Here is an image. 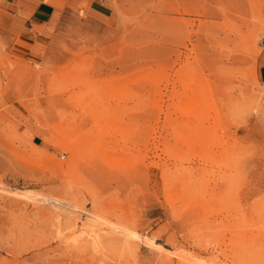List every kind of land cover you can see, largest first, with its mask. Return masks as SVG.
Returning <instances> with one entry per match:
<instances>
[{"label":"rangeland","instance_id":"1","mask_svg":"<svg viewBox=\"0 0 264 264\" xmlns=\"http://www.w3.org/2000/svg\"><path fill=\"white\" fill-rule=\"evenodd\" d=\"M261 39L264 0H0V264H264Z\"/></svg>","mask_w":264,"mask_h":264},{"label":"crops","instance_id":"2","mask_svg":"<svg viewBox=\"0 0 264 264\" xmlns=\"http://www.w3.org/2000/svg\"><path fill=\"white\" fill-rule=\"evenodd\" d=\"M55 11L56 10H55V7L53 5H50L47 3H41L37 7V10H35V12H34L35 20H42L43 22H45L55 15ZM259 72H260V75L263 79L264 78V59H263L262 66L260 67Z\"/></svg>","mask_w":264,"mask_h":264},{"label":"built area","instance_id":"3","mask_svg":"<svg viewBox=\"0 0 264 264\" xmlns=\"http://www.w3.org/2000/svg\"><path fill=\"white\" fill-rule=\"evenodd\" d=\"M259 45H260V46H263V45H264V41H263V39L259 41Z\"/></svg>","mask_w":264,"mask_h":264}]
</instances>
